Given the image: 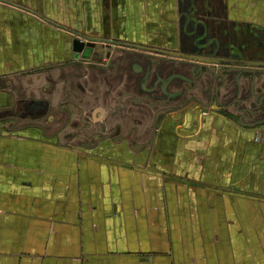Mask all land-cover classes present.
<instances>
[{
	"label": "crops",
	"instance_id": "0c3cea01",
	"mask_svg": "<svg viewBox=\"0 0 264 264\" xmlns=\"http://www.w3.org/2000/svg\"><path fill=\"white\" fill-rule=\"evenodd\" d=\"M261 83L264 0H0V264H264Z\"/></svg>",
	"mask_w": 264,
	"mask_h": 264
},
{
	"label": "flooded vegetation",
	"instance_id": "af4514ba",
	"mask_svg": "<svg viewBox=\"0 0 264 264\" xmlns=\"http://www.w3.org/2000/svg\"><path fill=\"white\" fill-rule=\"evenodd\" d=\"M73 34H74L75 38L80 39L83 43L86 44L84 46V48L82 49V52L80 54H78L77 57H76L74 52L72 53L73 58L75 60L89 61V62L90 61H96V62H104V64H107L109 59H111V56L113 57V53L116 52L115 49L117 48V44H118L116 40L109 39V38H99V37L89 36V35L82 34V33L76 32V31H74ZM88 39H92V40H95V41H90ZM72 46H73V42H72ZM160 52L162 53V55H165V56L169 57V55H168L170 53L169 51H165L164 52L163 50H160ZM166 52H168V53H166ZM122 53H124V52H122ZM171 53H173V52H171ZM173 54H178L179 55V56L178 55L175 56V57H177V59H175V61H177L179 59V60H182L184 62L190 61L192 63L203 65V67L199 68L200 72L205 70L204 69L205 68L204 65L210 66V65H212V63L210 64V63H205V62H199L197 60L195 61L194 58H205V59L211 60L209 62H213L212 60H214L211 57H197V56L196 57L191 56L192 59L189 60V59H187V56H183L179 52H177V53L175 52ZM120 56L124 59V58H126L127 55L126 56L120 55ZM155 61H154V64L156 66L160 67L159 71H165V67H168L169 65L174 66V67L176 65V63H174V62L173 63L172 62H167V61L165 62V60H155ZM222 62L219 63L220 67L223 66V65H226V67L228 68L229 67L228 65H232V66L235 65V62H234V64H232L233 62L228 64L227 62H224V60ZM210 70H213V69H210ZM221 71H222V69H220L218 71L219 75H222ZM171 75H175V74H171ZM199 75L200 74H198L197 76H199ZM197 76L195 75L193 77L195 79L191 80L192 82L190 84L189 83L186 84V86H185L186 89L191 91L192 89L197 88L198 81L201 80V79L197 78ZM180 103H182V104H186L187 103V104H193V105L199 104L197 101H195V99L193 97H190L188 95ZM215 106H217L220 109V111H219L220 113H223V115H225V116H227L229 118L233 117L232 119L237 121V122H239V121L241 122L242 119H245V120H248V121L249 120L253 121V119H255V116L258 115V114L255 113V112H257V110L253 111V112L252 111L249 112L246 109H244L245 107L242 105L241 101L238 104L237 108H236L235 103H233V102H230V103L226 104V106H223L221 108V103H219L217 101ZM208 108H209V106H208ZM229 108H233L235 110V112L230 113V111L227 110ZM251 117H253V119H251ZM256 122H258V121H256Z\"/></svg>",
	"mask_w": 264,
	"mask_h": 264
},
{
	"label": "water",
	"instance_id": "95a60500",
	"mask_svg": "<svg viewBox=\"0 0 264 264\" xmlns=\"http://www.w3.org/2000/svg\"><path fill=\"white\" fill-rule=\"evenodd\" d=\"M88 40H90V41H95V40H92V39H88ZM86 44L85 43H83L80 39H77V38H75L74 40H73V46H72V50H73V52L75 53V55H76V57H77V55L78 54H80L81 52H82V49L84 48V46H85ZM187 59H192V57L191 56H187ZM195 59V61L197 60V61H199V62H205V63H215L214 62V60H212L213 62H209V61H211V60H208V59H205V58H194ZM194 61V60H193ZM204 69H206V67H207V65H204ZM207 70H208V68H207ZM210 71H213V70H210ZM202 74L203 73H201V76H202ZM205 110H207V107H206V109Z\"/></svg>",
	"mask_w": 264,
	"mask_h": 264
},
{
	"label": "rangeland",
	"instance_id": "374dc122",
	"mask_svg": "<svg viewBox=\"0 0 264 264\" xmlns=\"http://www.w3.org/2000/svg\"><path fill=\"white\" fill-rule=\"evenodd\" d=\"M93 62H95V63H97L96 61H93ZM91 64H92V62H90V66L89 67H91ZM78 71H79V69H76V68H74V72H75V74L76 73H78ZM74 74V75H75ZM76 76V75H75ZM255 76V75H254ZM242 80V79H241ZM261 80H258L257 78L254 80V82H260ZM261 85L264 87V83H261ZM256 114H258L257 112H255Z\"/></svg>",
	"mask_w": 264,
	"mask_h": 264
}]
</instances>
